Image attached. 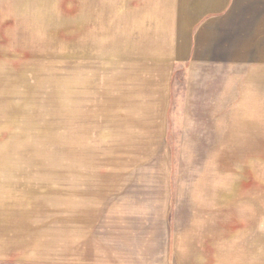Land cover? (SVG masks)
Masks as SVG:
<instances>
[{"label": "rangeland", "instance_id": "obj_1", "mask_svg": "<svg viewBox=\"0 0 264 264\" xmlns=\"http://www.w3.org/2000/svg\"><path fill=\"white\" fill-rule=\"evenodd\" d=\"M0 264H264V0H0Z\"/></svg>", "mask_w": 264, "mask_h": 264}]
</instances>
